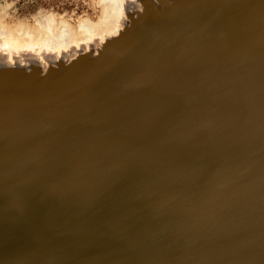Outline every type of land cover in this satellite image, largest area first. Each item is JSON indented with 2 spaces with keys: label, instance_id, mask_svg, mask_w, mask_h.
Masks as SVG:
<instances>
[{
  "label": "water",
  "instance_id": "water-1",
  "mask_svg": "<svg viewBox=\"0 0 264 264\" xmlns=\"http://www.w3.org/2000/svg\"><path fill=\"white\" fill-rule=\"evenodd\" d=\"M148 1L0 78V264H264V0Z\"/></svg>",
  "mask_w": 264,
  "mask_h": 264
},
{
  "label": "bare ground",
  "instance_id": "bare-ground-1",
  "mask_svg": "<svg viewBox=\"0 0 264 264\" xmlns=\"http://www.w3.org/2000/svg\"><path fill=\"white\" fill-rule=\"evenodd\" d=\"M101 1L103 13L99 22H81L77 32L71 30L69 25L63 21L57 23L51 14L38 20V28L36 26L34 29L24 28L23 25L8 28L0 24V78L9 76L17 68L25 72L44 74L48 71L50 64L57 68L59 64L68 65L84 56L94 57L104 49V46L121 35L127 26L130 14H140L146 11L145 4L148 7L150 5L157 7V3L148 0ZM234 83L238 84V82ZM218 121H226V113L219 116ZM251 131L240 137L233 136L228 145L223 146V149L229 154L240 152L251 141L250 138L253 137L250 135ZM36 137L37 135L31 136L32 140L29 141L36 142L42 139H33ZM46 141L49 143L48 140ZM243 141L246 145H237ZM256 141H259L258 137ZM39 142L45 143V141ZM253 183L255 182L247 183L236 170L232 179L226 182L227 207H231L232 210L231 205L235 201V195Z\"/></svg>",
  "mask_w": 264,
  "mask_h": 264
},
{
  "label": "rangeland",
  "instance_id": "rangeland-1",
  "mask_svg": "<svg viewBox=\"0 0 264 264\" xmlns=\"http://www.w3.org/2000/svg\"><path fill=\"white\" fill-rule=\"evenodd\" d=\"M102 13L101 0H0V24L8 28H38V20L51 14L77 32L81 22H99Z\"/></svg>",
  "mask_w": 264,
  "mask_h": 264
}]
</instances>
